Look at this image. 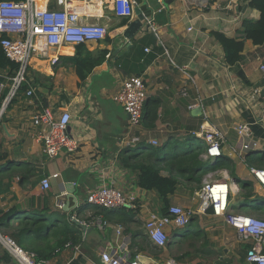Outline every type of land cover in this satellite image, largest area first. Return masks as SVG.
<instances>
[{
    "label": "crops",
    "instance_id": "obj_1",
    "mask_svg": "<svg viewBox=\"0 0 264 264\" xmlns=\"http://www.w3.org/2000/svg\"><path fill=\"white\" fill-rule=\"evenodd\" d=\"M249 3L250 0H173L169 4L165 0H135L130 18L116 15L113 0L89 3L87 19L107 27L105 39L82 47H50L48 57L32 58L29 78L35 95L21 92L8 104L0 120V155L4 157L0 161V209H14L8 220L11 223L21 217L45 214L61 223L74 222L72 217L76 216L88 224L86 230L77 224L80 239L62 248L56 247L58 238L59 243L63 240L60 235L47 232L41 240L30 237L36 249L40 248L42 259L51 264H102L106 254L121 260L126 257L128 261L139 258L141 264H165L169 258L177 264H216L225 251L223 256L231 263L226 260L222 264H248L250 243L239 239L225 216L214 215L210 208L202 210L200 199L195 197L198 189L191 192L187 186H180L170 200L171 205L195 211L190 224L185 228L169 227L167 246L156 247L146 235L145 221L152 212L162 214V205L156 192L138 185L136 165L142 156L133 155L145 150L143 144H165V150L172 153L196 143L204 148L203 163L207 157L201 132L214 128L224 136L223 157L212 162H223L225 167L207 174L202 186L208 176L227 181L231 187L229 212L264 218L253 211V206L244 207L242 197L243 186L252 182L254 200H261L252 205L264 203V188L250 172L251 167L264 168L260 166L264 164V44L255 45L245 38V22L260 18V12ZM137 8L145 17L143 27L126 39L124 31L130 22L137 21ZM152 19L155 30L149 25ZM213 32L244 40L237 63L227 62ZM54 55L60 57L56 65L51 62ZM88 58L103 60L86 80H81L76 60ZM4 75L7 70L0 68V76ZM133 76L142 77L147 88L148 115L136 127L130 126L123 106L115 100L124 82ZM45 109L57 115L70 111L69 132L80 142L77 152L63 151L55 158L44 153L41 130L33 125V117ZM241 124L251 126L256 143L249 153L242 151L243 140L236 131ZM134 137H139L140 142L129 144ZM152 141H158V146ZM177 143L181 146L177 147ZM18 165L24 168L16 173L12 169ZM54 174L59 176L54 178ZM163 175L168 172L163 171ZM47 177L50 188L45 190L41 182ZM240 179L246 181L242 187L238 185ZM103 185H114L137 196L136 208L126 211L139 210L133 223H122L119 217L110 220L112 227L104 234L90 223L98 214L86 203L88 193ZM68 190L75 191L72 198ZM238 196L243 203L236 206L234 198ZM68 201L69 209H74L65 211L59 207ZM84 207L88 209L81 212ZM119 226L123 228L121 235L116 232ZM0 264H15L3 247Z\"/></svg>",
    "mask_w": 264,
    "mask_h": 264
},
{
    "label": "built area",
    "instance_id": "obj_2",
    "mask_svg": "<svg viewBox=\"0 0 264 264\" xmlns=\"http://www.w3.org/2000/svg\"><path fill=\"white\" fill-rule=\"evenodd\" d=\"M103 0H1L0 1V46L5 56L18 65L14 76L8 77L0 84V96L6 88L9 89L0 108V120L8 104L19 94L21 87L28 84V96L35 95V89L30 83L29 67L34 56L48 57L50 47L59 49L65 45L78 46L103 40L108 35L106 26L87 19L91 4ZM113 9L118 17L130 18L134 15L135 0H113ZM149 25L155 30L153 19ZM60 61L58 55L52 56V65ZM264 71V65L262 66ZM115 100L123 106L129 117L130 126L141 124L144 107L147 100L145 80L140 76L128 78ZM264 104V96H263ZM195 107V106H192ZM72 115L69 110H63L59 115L51 109L36 114L33 125L38 127L39 138L43 151L49 158H55L63 151L75 153L80 142L69 132ZM236 131L243 140L242 151L251 152L256 143L252 139L249 124H241ZM206 145L207 160L217 161L223 157L222 142L224 136L216 129L201 132ZM139 137L131 139L129 144L137 145ZM158 146V141H152ZM253 178L264 188V168H250ZM59 174H54L56 178ZM43 188H50V177L41 182ZM231 187L227 181L207 180L195 192L200 199L202 210L212 209L214 215L225 216L227 222L236 230L240 240L250 243L246 260L248 264H264V218L252 215L229 212ZM86 203L106 209H135L137 196L127 194L114 185H103L88 193ZM63 204L59 205L62 208ZM195 211L181 205H171L167 214L151 213L145 221L146 235L158 248H165L169 242V227L185 228L191 222ZM73 220H78L76 216ZM79 221V220H78ZM81 224L88 225L85 221ZM90 223L103 234L112 223L103 215L92 218ZM117 234L123 233L121 226L116 228ZM0 247H3L14 259L15 264H51L46 259L22 248L10 236L0 232ZM102 264H141L103 254ZM165 264H177L174 259H167Z\"/></svg>",
    "mask_w": 264,
    "mask_h": 264
},
{
    "label": "trees",
    "instance_id": "obj_3",
    "mask_svg": "<svg viewBox=\"0 0 264 264\" xmlns=\"http://www.w3.org/2000/svg\"><path fill=\"white\" fill-rule=\"evenodd\" d=\"M249 4L252 8L260 12V18L256 21L247 20L245 22V38L251 40L255 45H262L264 44V0H250ZM123 22L126 23L127 21L124 20ZM213 34L223 46L227 62L229 64L237 63L241 59V54L244 50V40L228 38L219 32H213ZM78 46L82 47L83 44ZM102 60L103 58L100 60H92L91 58L76 60L77 72L81 80H86L95 66L99 65ZM17 67L18 65L16 63L10 61L5 56L0 46V68L7 70V75L0 76V84L6 82L8 77L14 76ZM241 76L242 78H245L242 73ZM28 88L29 85L24 84L21 87L19 94L21 92H27ZM8 91L9 89L6 88L0 96V108ZM14 98H16V96ZM146 106L148 105L145 104L142 122L148 115V113L146 115ZM143 145L145 150L133 155L142 156L136 165L138 171L137 182L142 189L156 192L161 201L162 214L168 213L171 206V196L177 192L180 186H187L191 192H194L202 187V180L207 174L225 167V163L221 162L219 164H211L210 167L205 168L201 159V156L204 154V148L196 143H193L191 147H188L185 150L179 149L172 153L165 150V144L160 147H146L145 144ZM176 146L180 147L181 144L177 143ZM3 158L4 157L0 155V161ZM257 158H259L258 160L263 159V157ZM263 161L264 160L261 162ZM23 166L24 165H18L12 170L17 173L24 168ZM260 166L263 167L264 164L261 163ZM12 170L10 169L11 173ZM163 171H167L168 175H163ZM253 190L254 187L252 182H248L243 186L242 197L246 201V203H243L245 204L244 207L251 208L253 206V211H255L258 216L264 217V203L252 205L253 202H261V200H254L256 194ZM87 209L88 207H84L80 211L82 212ZM92 209L96 214L104 215L109 221L119 217V221L126 224L133 223L136 214L139 212V210H136L137 212H135L134 210L106 209L98 206H93ZM13 212L14 209L7 212L0 209V232L13 238L22 248L33 252L36 251L35 253H37L40 259H42V255L39 252L40 248L36 249V247L30 242V237H35L37 240H41V237L46 236L47 232H49V235L51 234L53 236L60 235L63 240L59 243L60 238H58V243L56 245V247L59 245L58 247L60 248L64 247L68 242L76 243L80 239V229L74 222L61 223L58 219H48L46 215L43 214L38 217H21L18 218L17 223H11L8 220L11 218ZM193 235L196 236V234ZM190 236L186 235L187 238ZM143 239L144 242L147 243V239L145 237Z\"/></svg>",
    "mask_w": 264,
    "mask_h": 264
},
{
    "label": "water",
    "instance_id": "obj_4",
    "mask_svg": "<svg viewBox=\"0 0 264 264\" xmlns=\"http://www.w3.org/2000/svg\"><path fill=\"white\" fill-rule=\"evenodd\" d=\"M172 1L173 0H165V2L167 4L171 3ZM135 12L137 15V21L130 22L128 24V27L124 31V37L126 39H130L131 37H133L135 35V33L143 27L142 21H144V19H145L144 15L141 13V11L138 8L136 9ZM68 192H69L68 197L72 198L75 191L74 190L73 191L68 190ZM69 205H70V202L68 201L65 206L64 205L62 206V209L65 211H70V210L74 209V207H70V209H69ZM74 222L76 224H78L83 230L87 229V226L84 224H81L78 220L75 219ZM224 253H225V251L223 252V254ZM223 254H221V257L216 261V264H222L223 262L226 263V260L230 261V263H231V260L229 258L224 257Z\"/></svg>",
    "mask_w": 264,
    "mask_h": 264
},
{
    "label": "rangeland",
    "instance_id": "obj_5",
    "mask_svg": "<svg viewBox=\"0 0 264 264\" xmlns=\"http://www.w3.org/2000/svg\"><path fill=\"white\" fill-rule=\"evenodd\" d=\"M203 163H204V166L205 167H209V165L210 164H213V162L211 161V160H206V161H203ZM207 180H218V179H212V176L211 177H207L206 178ZM245 179H240V181L238 182V185L240 186V187H242L243 186V184H245ZM199 190V189H198ZM197 190V191H198ZM234 202H235V204H236V206H239L240 204H242L243 202L241 201V199H240V196H238V197H235L234 198ZM254 204V203H253Z\"/></svg>",
    "mask_w": 264,
    "mask_h": 264
}]
</instances>
